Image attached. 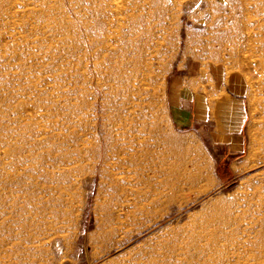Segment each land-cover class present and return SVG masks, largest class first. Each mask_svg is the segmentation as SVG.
Segmentation results:
<instances>
[{
  "label": "rangeland",
  "instance_id": "rangeland-1",
  "mask_svg": "<svg viewBox=\"0 0 264 264\" xmlns=\"http://www.w3.org/2000/svg\"><path fill=\"white\" fill-rule=\"evenodd\" d=\"M101 1L104 39L78 0H0V264H264V165L220 184L165 101L189 61L242 73L264 160V0ZM121 160L118 201L100 182Z\"/></svg>",
  "mask_w": 264,
  "mask_h": 264
},
{
  "label": "crops",
  "instance_id": "crops-1",
  "mask_svg": "<svg viewBox=\"0 0 264 264\" xmlns=\"http://www.w3.org/2000/svg\"><path fill=\"white\" fill-rule=\"evenodd\" d=\"M165 101L179 146L190 160H210L220 184L264 165L253 149L248 84L242 73L222 62L189 61L169 78Z\"/></svg>",
  "mask_w": 264,
  "mask_h": 264
},
{
  "label": "bare ground",
  "instance_id": "bare-ground-1",
  "mask_svg": "<svg viewBox=\"0 0 264 264\" xmlns=\"http://www.w3.org/2000/svg\"><path fill=\"white\" fill-rule=\"evenodd\" d=\"M78 1L80 2V5L85 10V12L89 13L94 18L95 22L92 25L94 27V34L97 33V39L107 37V27H104L109 24V22L107 21V17H105L106 10L104 9L103 2L101 0ZM90 46L91 53L93 56H95L96 52L98 51V41H90ZM114 121L113 125L116 126L117 122L115 123ZM112 149H117L115 144H113ZM131 163H133L132 160L112 161L110 163L109 169H106L105 167H102L101 169L100 188H104L107 194L113 200L117 199L118 201H122L123 197H125L129 192L130 185L134 176L132 175ZM128 172L131 173V175H128ZM133 217L134 212L129 211L127 208H125V206H122L119 212L107 215L106 218L109 221L110 232H118L121 227L129 228L131 226ZM151 258L153 257L149 255L148 260L150 261H146L148 263L145 262L144 264H153L156 262V259L152 260ZM136 264H143V261H139L136 259Z\"/></svg>",
  "mask_w": 264,
  "mask_h": 264
}]
</instances>
